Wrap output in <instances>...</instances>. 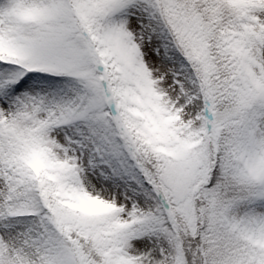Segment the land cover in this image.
Here are the masks:
<instances>
[{
    "label": "snow or ice",
    "instance_id": "snow-or-ice-1",
    "mask_svg": "<svg viewBox=\"0 0 264 264\" xmlns=\"http://www.w3.org/2000/svg\"><path fill=\"white\" fill-rule=\"evenodd\" d=\"M0 264H264V0H0Z\"/></svg>",
    "mask_w": 264,
    "mask_h": 264
}]
</instances>
